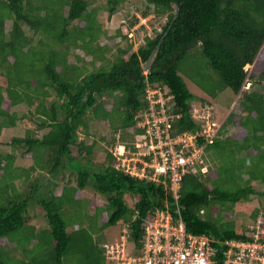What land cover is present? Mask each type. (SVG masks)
<instances>
[{
  "label": "trees",
  "instance_id": "1",
  "mask_svg": "<svg viewBox=\"0 0 264 264\" xmlns=\"http://www.w3.org/2000/svg\"><path fill=\"white\" fill-rule=\"evenodd\" d=\"M96 1L0 0V129L13 128L20 121L10 113L12 108L38 103L33 112L28 110L21 117L33 129L25 130L23 138L14 136L9 144L14 150L19 145L22 158H31V165L11 168L13 157L0 156V264H16L13 257L18 252L24 258L20 264H68L76 255L80 264H111L105 243L94 240L89 227L68 225L64 219L65 213L80 207L78 201L87 187L107 202L104 209L108 217L101 227L127 226L130 253L142 245L144 222L167 203L170 212L177 210L190 234H205L219 242L250 241L243 230L238 232L232 223H223L220 211H214L217 205H226L228 212L251 195H263L254 190V183H264V0H141L145 5L139 11L141 17L163 18L164 25L140 40L118 30L103 45L99 43L103 29ZM124 1L104 0L105 20L109 21ZM7 21L12 24L5 33ZM21 23L40 36L36 46L25 36ZM128 26L131 30L133 22ZM114 48L116 53L108 63L106 56ZM70 57L74 63L69 62ZM202 61L217 77L213 80L209 76L210 81L199 86L187 66ZM254 77H258L261 92L245 88ZM147 85L164 93L165 114L174 117L172 137L201 131L203 120L191 116L190 103L211 107L222 91L231 95L229 111L217 124L212 144L203 137L195 139V146L203 148L202 163L182 176L177 199L160 182L136 178L117 168L112 154L119 145L126 152L134 151L135 136L142 133L138 120L149 109ZM52 97L54 101L48 105L47 99L50 102ZM90 122L105 130L99 139L106 145L99 164L90 161L99 140H78L81 131L88 136ZM228 127L237 130L240 143L231 137L221 139ZM212 148L232 149L235 159L231 166L225 169V159L217 154L215 163L210 164L206 153ZM87 159L81 167L75 164ZM203 167L205 173L201 172ZM63 169L74 175L76 185H64L58 195L51 191L49 197L37 199L36 204L44 210L48 241L35 258V248L43 242L28 225L27 209L34 199L31 194L45 192L44 177L56 176ZM212 171L216 178H211ZM31 178H35L32 191L23 189L20 193L15 182L22 179L27 186ZM127 196L132 199L131 208L126 204ZM259 211L253 210V221ZM260 226L264 228V222ZM18 232L24 233L21 246L13 239ZM33 240H37L36 245L31 247ZM213 247L218 258H223L224 247Z\"/></svg>",
  "mask_w": 264,
  "mask_h": 264
},
{
  "label": "built area",
  "instance_id": "2",
  "mask_svg": "<svg viewBox=\"0 0 264 264\" xmlns=\"http://www.w3.org/2000/svg\"><path fill=\"white\" fill-rule=\"evenodd\" d=\"M145 99L149 109L138 120L142 133L135 136L134 151L126 152L119 145L112 154L117 168L134 177L160 182L177 199L182 176L192 171L196 163H202L203 148L195 146V139L203 137L207 144H212L219 126L209 112H204L208 107H191V116L203 120L201 131L172 137L174 117L165 114L164 93L147 85ZM201 172L205 173L206 168ZM142 229V245L131 253L127 251V231L118 241L103 245L107 260L111 264H264V231L260 224L254 228L250 241L219 242L205 234L188 233L177 210L170 212L167 203L165 209L155 210ZM213 244L224 247L223 258H218Z\"/></svg>",
  "mask_w": 264,
  "mask_h": 264
},
{
  "label": "rangeland",
  "instance_id": "3",
  "mask_svg": "<svg viewBox=\"0 0 264 264\" xmlns=\"http://www.w3.org/2000/svg\"><path fill=\"white\" fill-rule=\"evenodd\" d=\"M95 4H96L95 7L100 8V11L97 17H98V20H100V23L102 24V29H103L102 30L103 35H101L99 39V43L101 45L106 43V38L108 36L114 35V33L118 30H120L122 34H126L128 37L132 36L131 38L140 40L141 38H144L145 35L151 36L154 32H156V30L161 28V26H163L165 22V19L163 18L155 19L152 16H148L146 18L141 17V14L139 11H141V9H143V7L145 6L141 0H126L120 3L118 9L116 10V12L113 14L112 18L109 21L105 20V17L103 14V8L105 7L104 0H97ZM130 22H133V26H131V28L132 27L133 28L132 29L130 28L131 30H129L128 28L129 27L128 25L130 24ZM11 24L12 23L8 21L5 23V33H8L10 31ZM20 25H21V28L25 32V36L32 38L33 41L31 42V45L36 46L38 40L40 39V36L34 34L33 31L29 30V28L24 23L23 24L21 23ZM118 41L119 39L116 42ZM123 44L124 43L121 42V45ZM40 48L38 50H40ZM135 49L136 47H134V50ZM75 53L82 56V52L80 50H76ZM115 53H116V48H114V51L112 53H109L106 56V62L108 63L111 62L113 59L112 56H114ZM30 55L31 54L28 55V58H30ZM70 56H72V53H70ZM31 59L35 60V57L32 55ZM69 59H70L69 60L70 63H74V60L72 57H70ZM205 67H206V64L204 63V61H202L201 64H199L198 62L196 63L192 62L190 65L188 64L187 66L188 68L187 71L191 72L192 78L196 80V83L199 86L208 83L210 81L209 76H212V73H213V72L211 73ZM216 77H217L216 75L212 76V79L215 80ZM257 78L258 77H254L253 80H249L245 88L246 89L252 88V90L254 91L261 92L260 84L257 83ZM229 94L230 93L227 92L226 90L222 91V93L218 95L215 100L212 101L213 106L208 107L204 110V112H209L210 114L212 113V115H213L212 111H214L215 116H213V119L216 124L221 122L229 111L228 103H229V99H231V95ZM53 101H54V97L50 98V102H49V99H47V104L50 105ZM233 101H234L233 102V105H234L236 101L234 97H233ZM200 104H203V103H200ZM37 105H38L37 101H33L30 107L29 106L27 107L26 105L22 104V105L12 108L10 113L15 114L16 118L20 119V121H18L17 125L13 128H1L0 129V156L1 155L2 156L11 155L13 157L11 168H21V167L28 168L32 163L31 158L29 157L22 158L21 153L23 152L22 151L23 149H21L19 145L17 149L14 150L12 149L13 147H11L9 144H10L11 139L14 136L21 135L19 138H23L24 136L23 134L25 130L33 129L32 124L28 120H25V119L21 120V117L28 110H31L33 112L36 109ZM105 108H108V106H105ZM227 130L228 131L226 135H223L221 139H225L228 137L237 139V134H236L237 130L235 128L233 129L231 127H228ZM104 132L105 130H103L99 125H97L96 122H90L89 128H88V136H84L83 132L81 131V133L79 134L78 140L84 141L85 143H88L91 139L99 140L100 137L102 136V133ZM41 134L42 133L37 132L36 135L40 136ZM109 137L110 136H107L106 138H108L109 140ZM237 140L240 143L241 136H239ZM105 147L106 145L101 143L100 140L97 142L92 152L91 158L89 157L92 163L99 164L103 161ZM210 150L211 149H209L206 153V156L208 157L207 160L210 164L215 163L214 156L216 154L218 158L222 156V158L225 159L224 160L225 169H227L228 166H231L232 164L231 161L235 159V155H232V149L229 150L227 148L221 151V150H216V148H212L211 152ZM250 153L253 155L255 154V152L252 150L250 151ZM83 156H85V154H83ZM88 160L89 159L84 160V162L77 161V163L75 164H77L78 167H81ZM3 167H4V163L2 162L1 168ZM212 168H214V166H212ZM2 173H3V170H0V175H2ZM210 175H211V178L212 177L216 178V174H214L213 171L210 173ZM242 179L246 180L247 177L243 176ZM30 180L31 181L29 182L27 186L23 185L24 182L22 179L18 180L17 182H15L16 189L20 193L23 192V189L26 190V192L27 191L31 192L32 191L30 187L31 182H33L35 178H31ZM43 183L45 186L44 187L45 192L48 191V193L45 194L43 190H41V192H38V193H32L31 195H33L32 197H34L33 201L31 202L32 207L27 209V216L30 218L28 225L32 230H34V232H38V236L41 237V241L43 242L42 244H40L41 247L35 248V252L33 254L35 258H38L41 255V250L45 248L44 242L47 243L48 241V227H47L46 220H45L44 210L42 209V207L36 204L37 199H39L41 196L49 197L50 196L49 193H51V191L54 196L58 195L64 185L75 186L76 179L74 175H72L69 172L68 169H63L61 172L57 173L56 176H52V174L46 175L44 177ZM254 190L257 193H260V194L263 193V195H257V194L251 195L248 201H242V202H239L233 205L232 207H230L228 212H225L226 205L225 206L217 205L216 210L214 211V214L220 211V215L222 217L223 223H226V222L232 223L236 231L239 232L243 230V233L249 237H251L252 234L254 233L255 231L254 228L257 226V224L261 225L264 222V183H261L258 181L255 182ZM78 204L80 206V207L78 206L79 208L69 211L68 213H65L64 215L65 221L68 223V225L69 224L81 225L82 223L84 227H89L90 232L92 233L94 237V240L99 241L101 245L104 243L111 244L113 243V241H116L119 238L120 234L124 233V231L128 232L127 226L125 225L120 226V224L110 226L107 228L101 227L104 219H107L108 217L107 216L108 214L107 212H105V209H104L107 202L102 196L98 195L97 193L93 194V190H91V188L87 187L84 190L83 194L81 195V201H78ZM126 204L130 208L133 204L132 199H130V197L128 196L126 197ZM254 209L260 210L259 215H257V219L255 221L251 219V214L253 213ZM261 229H263L264 231L263 227H261ZM16 235L17 236L14 237L13 239H15L16 241H19L18 245L21 246L20 240L22 239L24 233L18 232L16 233ZM36 241L37 240H33L31 242V247L36 243ZM27 245L29 244H27L26 242L25 243L26 249H28ZM131 246L132 245L130 243L127 244V249H131L132 248ZM21 254L22 252H18L13 257V259L16 260L14 263L20 264V261L24 260V258L21 259L22 258ZM78 261H79L78 255L71 256L68 260V264H80Z\"/></svg>",
  "mask_w": 264,
  "mask_h": 264
},
{
  "label": "clouds",
  "instance_id": "4",
  "mask_svg": "<svg viewBox=\"0 0 264 264\" xmlns=\"http://www.w3.org/2000/svg\"><path fill=\"white\" fill-rule=\"evenodd\" d=\"M148 36H149V35H148ZM131 37H132V36H131ZM131 37H129V38H131ZM135 46H136V44H135ZM146 72H147V71H146V68H145V71H144V74H145V75H146ZM247 84H248V83H247ZM189 106H190V108H191V107H196L194 103H190Z\"/></svg>",
  "mask_w": 264,
  "mask_h": 264
},
{
  "label": "crops",
  "instance_id": "5",
  "mask_svg": "<svg viewBox=\"0 0 264 264\" xmlns=\"http://www.w3.org/2000/svg\"><path fill=\"white\" fill-rule=\"evenodd\" d=\"M1 242V241H0ZM3 244V243H2ZM36 245V243L32 246V247H34Z\"/></svg>",
  "mask_w": 264,
  "mask_h": 264
},
{
  "label": "bare ground",
  "instance_id": "6",
  "mask_svg": "<svg viewBox=\"0 0 264 264\" xmlns=\"http://www.w3.org/2000/svg\"><path fill=\"white\" fill-rule=\"evenodd\" d=\"M137 178V177H136Z\"/></svg>",
  "mask_w": 264,
  "mask_h": 264
}]
</instances>
